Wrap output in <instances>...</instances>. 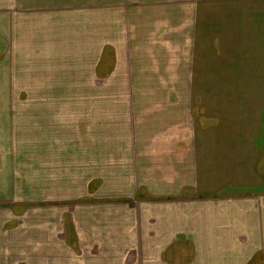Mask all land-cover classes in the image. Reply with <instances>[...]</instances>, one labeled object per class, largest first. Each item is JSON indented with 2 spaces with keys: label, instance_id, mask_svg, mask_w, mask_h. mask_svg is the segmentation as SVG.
Returning <instances> with one entry per match:
<instances>
[{
  "label": "crops",
  "instance_id": "crops-1",
  "mask_svg": "<svg viewBox=\"0 0 264 264\" xmlns=\"http://www.w3.org/2000/svg\"><path fill=\"white\" fill-rule=\"evenodd\" d=\"M113 1L0 0V114L15 123L17 107L73 105L102 123H137L119 136L135 138L130 153L150 167L116 195L104 192L105 175L126 181V165L94 174L79 198L35 199L46 244L38 256L16 242L21 207L9 209L0 264H53L48 243L74 251L61 264H264V0ZM189 82L212 103L199 123L179 105L176 127L168 91ZM111 89L138 92L129 104L94 98ZM9 196L4 189L0 202L18 201ZM74 200L83 203L63 204Z\"/></svg>",
  "mask_w": 264,
  "mask_h": 264
},
{
  "label": "rangeland",
  "instance_id": "rangeland-1",
  "mask_svg": "<svg viewBox=\"0 0 264 264\" xmlns=\"http://www.w3.org/2000/svg\"><path fill=\"white\" fill-rule=\"evenodd\" d=\"M117 1H113V3ZM122 1L124 3H132V0ZM137 1L140 2L142 7L144 6L143 9H151L153 4V0ZM142 20H138L140 31L148 27L147 23ZM195 61L197 62V67L193 68ZM198 61L199 58L191 59L193 71L198 68ZM193 71L189 69L188 76L195 78L196 74ZM190 82L188 84L184 83L183 87H185V84L189 85ZM146 91L143 92V97H150L148 92L151 91ZM201 91V89H188L186 87L168 91L171 100L178 104H172V116L176 120L184 118L179 112L181 107L179 105H184L187 106L191 113L188 121L199 123L200 113H205V108H208L206 106H211L208 93L203 90L205 100H202ZM137 92L121 89L97 90L94 98L110 99L113 105L123 101L129 104ZM164 93L167 92L164 91ZM160 99L163 100L162 98ZM67 108L69 111H62L65 109L64 106H53L51 104L17 107L15 118H19V120L15 121V123L13 118L11 119L7 115L4 116V113L0 114V128L9 131V133L5 132V137L3 135L0 137V194L6 189V192L10 194L9 197L13 196L18 199L15 203H8L11 207L0 202V226L11 217V210L20 206L21 212L15 220L17 222L20 221L24 230L21 229L20 225L18 226L16 242L26 246L28 244L29 248H32L31 244L34 245L36 249L32 250V254L37 256L41 250L43 251L46 244L42 236V233H44L43 213L41 214L36 208L31 209V207L39 205V201L35 199H47L49 201L53 198L67 197L69 195L79 198L78 195H82L88 190L87 183L94 177V174L102 173L105 175L108 172L107 166L109 165L115 166L118 164L120 167L126 165V171L128 167L130 168V175L126 178V181L122 180L120 182L114 176L111 177V174L105 175L108 182L103 186L104 192L115 193V195L123 192L129 182L131 186L138 181L141 183L140 179L144 178V174H141V172L150 171V167L148 169L149 161L143 154L130 153L132 144L134 145L136 139L130 137L121 138L119 136L121 129L134 130L139 127L137 123V127L129 121H124L120 125V119L117 122L102 123L96 121L97 117H95L90 107H81L80 111L77 106L73 105ZM4 110L10 112L8 107H4ZM176 110H178V113ZM65 113H69L70 118H67L66 115L62 116ZM178 122L179 120L176 125L174 124L176 127H178ZM103 126L112 128L110 130H102ZM74 129L80 130L81 134ZM97 134L99 135L96 136ZM104 134L106 135L105 137ZM7 170L9 176L6 177ZM9 171H13V176L9 174ZM138 172L140 175H138ZM139 183L136 188L140 187ZM144 193L147 194L146 192ZM125 202L127 203V201ZM81 203H83V200L63 202V204L70 207ZM44 204H48V202ZM131 209L135 211L134 208ZM5 212L7 213L5 214ZM7 233L5 234L6 242H8V236L10 237ZM40 238L41 241L39 240ZM12 242L13 240L10 237L6 247L11 248L12 246L8 245ZM68 243L70 244V241ZM41 246L42 248L39 250ZM48 246L50 250L45 251L43 256L52 257L51 252H57L55 257L57 262L52 260L53 264H61L63 260L71 258L72 255L75 256L74 251H70L65 245L64 249L60 248L57 250L54 247V243H48ZM25 250L29 251L31 249ZM8 252L9 250L7 249L0 253L5 256ZM3 256H0V258ZM29 258L34 261V264H38L33 256ZM50 260L51 258L48 259V262Z\"/></svg>",
  "mask_w": 264,
  "mask_h": 264
}]
</instances>
